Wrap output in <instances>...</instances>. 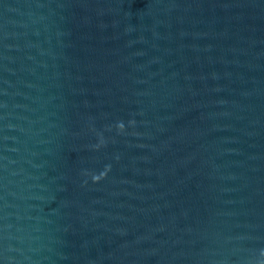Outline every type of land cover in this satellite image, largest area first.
<instances>
[{"label":"water","instance_id":"1","mask_svg":"<svg viewBox=\"0 0 264 264\" xmlns=\"http://www.w3.org/2000/svg\"><path fill=\"white\" fill-rule=\"evenodd\" d=\"M0 264H264V0H0Z\"/></svg>","mask_w":264,"mask_h":264}]
</instances>
